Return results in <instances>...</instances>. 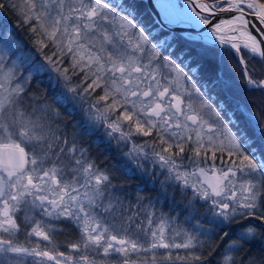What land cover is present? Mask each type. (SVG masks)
<instances>
[{"label":"snow or ice","instance_id":"6c2138e0","mask_svg":"<svg viewBox=\"0 0 264 264\" xmlns=\"http://www.w3.org/2000/svg\"><path fill=\"white\" fill-rule=\"evenodd\" d=\"M0 13V264H264V0Z\"/></svg>","mask_w":264,"mask_h":264},{"label":"trees","instance_id":"16d2710c","mask_svg":"<svg viewBox=\"0 0 264 264\" xmlns=\"http://www.w3.org/2000/svg\"><path fill=\"white\" fill-rule=\"evenodd\" d=\"M146 7V6H143ZM148 11H151L150 8L148 9ZM14 18L12 16L9 15H5L3 13H0V27L2 26H7L9 28V30L12 29V27L14 26ZM19 31V30H18ZM20 37L21 39H27L26 35L20 31ZM220 69H221V74L223 76V79L228 82V84L231 86L233 85V83L235 84H240V78H239V74L238 72H236V66L235 63L233 62V60L231 58H229L227 60L226 63L220 64ZM39 80L37 81V83L41 84L42 87L47 88V79L43 74H39ZM234 91H236L238 97L239 96H250V95H258V93H247V92H243L240 89H234ZM225 95H227L229 97V99H231V94L230 93H225ZM93 151L96 152L97 156L99 159L103 160L105 159V157H111L114 155L113 152H110L108 149H106L102 144H94L93 146ZM165 211H168L167 208L164 209ZM177 212L179 211V209L176 210ZM60 240H64L65 237L61 236L59 237Z\"/></svg>","mask_w":264,"mask_h":264},{"label":"water","instance_id":"95a60500","mask_svg":"<svg viewBox=\"0 0 264 264\" xmlns=\"http://www.w3.org/2000/svg\"><path fill=\"white\" fill-rule=\"evenodd\" d=\"M177 2H179V0H177ZM150 10H151V9H150ZM178 27H182V28L187 29V28H189L190 26H189V25H179Z\"/></svg>","mask_w":264,"mask_h":264}]
</instances>
